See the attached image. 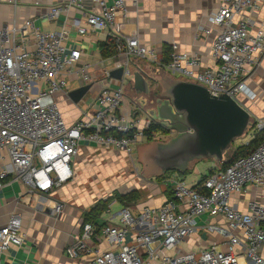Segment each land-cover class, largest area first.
Instances as JSON below:
<instances>
[{
  "label": "built area",
  "instance_id": "obj_1",
  "mask_svg": "<svg viewBox=\"0 0 264 264\" xmlns=\"http://www.w3.org/2000/svg\"><path fill=\"white\" fill-rule=\"evenodd\" d=\"M85 1L70 3L84 7ZM88 1L98 10L86 15L87 25L107 30L118 55L125 57L117 67L126 69L116 86L106 83L110 76L104 70L103 87L80 108L72 124L64 118L57 94L64 92L70 98L67 78L72 73L80 77L81 85L92 84L93 78L88 65H78L81 51H67L68 31L43 30L33 19L0 28V188L9 181H21L25 195L39 203L73 179V165L83 143L131 154L147 140L146 131L157 120L155 116L147 113L142 118L135 110L123 111L124 83L132 77L130 58L146 59L206 87L212 95L226 94L241 105V95L251 101L259 97L246 77L264 54V21L253 14L264 9V0H221L208 23L199 25L197 40L214 35L210 45L213 63L208 67L202 66L199 55L177 49L165 62L137 34H125L124 24L116 22L117 12L126 10L125 0ZM60 10L53 8L50 15L57 17ZM78 32L84 35L87 29L81 26ZM262 128L264 119H255L246 132H250L249 140ZM159 135L153 133L152 139ZM250 189L257 193L246 208L236 207L234 197ZM64 207L63 201H56L51 214L61 216ZM118 216L119 225L99 226L98 231L110 241L109 249L101 250L93 242L97 225L89 221L66 248L67 255L88 264H264V140L226 167H214L198 187L174 182L173 199L160 206L145 205L138 214L123 207ZM204 216L207 231L221 235L224 242L198 252L181 250L180 243L196 231L198 219ZM25 236L21 216L13 214L0 228V264H13L2 262L1 257L9 244L22 246Z\"/></svg>",
  "mask_w": 264,
  "mask_h": 264
},
{
  "label": "crops",
  "instance_id": "obj_2",
  "mask_svg": "<svg viewBox=\"0 0 264 264\" xmlns=\"http://www.w3.org/2000/svg\"><path fill=\"white\" fill-rule=\"evenodd\" d=\"M174 1L125 0L126 10L117 12L116 22L124 24L123 32L125 34H137L144 43L155 49L162 59L169 57L172 51L177 49L199 55L203 60L202 66L208 67L213 63L210 45L214 35L204 40H197L195 32L199 25L208 23L209 15L218 8L221 0H186L189 7H200V9H197L196 13L189 15L185 20L173 18L176 8ZM70 2L71 0H16L14 3L12 0H0V28L12 27L14 24H21L27 19H33L35 24L43 30L60 31L66 29L68 31L67 51L73 49L81 51L78 65H88L93 78L92 87L79 103H75L66 97L64 92L57 94L59 106H63L61 111L64 118L72 124L79 118L80 108L86 107L103 87L102 79L106 78L104 70L110 72L115 69L118 62L120 60L122 62L125 57L118 55L116 48H114L115 45L111 46L107 30L94 29L87 25L86 15L98 10V6L88 0L84 2V7ZM53 8L61 9L57 17L50 15ZM253 14L256 20L264 21V9ZM81 26H85L87 29V33L84 35L78 32V28ZM173 43L176 44V48H174ZM130 59L129 71L132 75L136 72L143 75L148 84V92H137L132 76L127 85L132 84L135 91L143 98L136 96L134 98L126 93L123 111L130 113L135 110L137 115L142 118L150 111L157 120H160L159 108L163 107V114L168 112V106H164V102L168 97V88L171 85L163 84V88H165L163 97H159L158 93L153 96L149 89V80L162 79V74L158 73L155 65L146 59ZM110 80L107 78L106 83L109 82L113 86L117 85L116 79ZM179 80L182 79L177 78V81ZM67 82V91H71L82 84L76 73H72L67 78ZM246 82L258 93L259 97L257 100L251 101L245 95H241L242 104L252 114L253 120L264 119V54L259 56L258 64L251 68L246 77ZM73 107L74 109H72ZM166 137L168 139L165 143L176 135L171 133ZM95 150L98 148L94 145L88 143L81 145V151L73 165L74 173H76L75 164H89L98 157H102L99 154L93 156L96 153ZM113 152L123 157L128 156L122 151L113 150ZM100 154L102 155V152ZM130 156L133 157V153ZM200 160L202 159L193 160L188 165L187 170L189 172L186 174L191 172L196 174L195 180L189 185L190 187L199 184L215 167L206 171V168L197 166ZM151 165L149 170L152 172L159 168L156 163ZM184 172L176 169L164 172L156 171V174L153 175L154 181L147 180L142 184L141 189L134 188L127 192H117L119 197L131 192L137 193L132 198L123 200L114 198L113 194L102 196L100 192L95 193L92 189L81 187L80 181L76 179V182L72 180L48 195L50 198L48 201L39 203L33 196H30L29 199L25 195L26 186L21 181H9L0 188V228L8 223L13 214H19L22 218V229L26 236L23 245L20 247L9 244L8 249L1 257V261L13 264H88L86 260L70 258L66 253V248L74 242L85 222L94 221L97 224L93 242L101 250L109 249L111 247L110 241L98 231L99 226L103 224L119 225L118 213L123 207H129L134 214H138L145 205L160 206L173 199V183L184 181L183 175H186ZM157 176L158 180L156 179ZM201 176L202 179H200ZM248 194L249 191L236 195L233 204L235 203L236 207L240 209H245L247 201L253 198L247 200L246 195ZM60 200L65 203L64 212L61 216L55 217L51 214V208L56 201ZM100 201L105 203L101 205L100 209L94 210ZM207 219L206 216L198 219L196 231L180 243L179 248L181 250L198 252L212 244L224 242L225 239L221 235L207 231L205 223ZM210 220L217 219L210 218ZM127 238H131L130 233H128Z\"/></svg>",
  "mask_w": 264,
  "mask_h": 264
},
{
  "label": "water",
  "instance_id": "obj_3",
  "mask_svg": "<svg viewBox=\"0 0 264 264\" xmlns=\"http://www.w3.org/2000/svg\"><path fill=\"white\" fill-rule=\"evenodd\" d=\"M125 69L124 65L116 67L109 72L110 78L122 81ZM130 74L136 91L147 93L148 84L143 75ZM91 87L92 84L80 85L69 91V96L79 103ZM164 103L168 112L163 114L160 107V120L178 133L159 145L157 165L162 172L172 169L184 172L191 161L198 159L223 161L231 145L254 125L252 114L232 97L212 95L206 87L183 79L171 84Z\"/></svg>",
  "mask_w": 264,
  "mask_h": 264
},
{
  "label": "rangeland",
  "instance_id": "obj_4",
  "mask_svg": "<svg viewBox=\"0 0 264 264\" xmlns=\"http://www.w3.org/2000/svg\"><path fill=\"white\" fill-rule=\"evenodd\" d=\"M173 18L178 20H185L189 15H193L200 9V7H189L187 5L186 0H175ZM168 15V13H167ZM158 73L162 74V79H150L149 80V89L153 96L158 93L159 97L164 96L163 84L170 86L172 82H176L177 78L182 79L180 77L172 76L166 69L156 67ZM172 81V82H171ZM128 84V80L124 83L125 94L131 97L143 98L142 95H139L132 84ZM60 109L63 106H59ZM77 107V106H75ZM68 108V107H67ZM74 109V107L72 108ZM167 127V132L177 135L176 130H172V126L170 124H165ZM168 134V136L170 135ZM250 132L245 136L238 138L231 147L225 152L223 161H217L215 159H202L197 164V166H201L206 168V171H209L211 167H221L222 164H228L234 158L239 155L248 153L252 148L247 149L246 143L249 141ZM167 136V135H166ZM163 134H160L156 139L147 140L142 142L134 147L133 157L128 154L126 157H123L120 154L118 155L113 150L100 149L95 150V155L102 157L93 160L89 164H75L76 173H74V177L72 180L78 179L80 181V186L86 189H92L95 193H101L102 196L113 194L114 198L119 199V195L117 192H127L128 190H132L134 188L141 189L143 183L147 182V180H153V175L157 172L161 171V168H156L155 171L149 170L152 166V163L157 164V154L159 145L165 143L167 141V137ZM102 152V155L100 154ZM152 154V156H151ZM135 155V156H134ZM152 157V159H151ZM97 173V174H96ZM80 177V178H79ZM196 174L191 172L189 174L183 175V180L185 184L190 187L193 180H195ZM203 177L201 176L200 179ZM158 180V176L156 177ZM71 180V181H72ZM69 181V182H71ZM154 181V180H153ZM255 190L249 191V194L246 195V199L249 200L251 197L256 195Z\"/></svg>",
  "mask_w": 264,
  "mask_h": 264
},
{
  "label": "trees",
  "instance_id": "obj_5",
  "mask_svg": "<svg viewBox=\"0 0 264 264\" xmlns=\"http://www.w3.org/2000/svg\"><path fill=\"white\" fill-rule=\"evenodd\" d=\"M110 41V44L111 46H114V42L109 40ZM115 48V46H114ZM170 60V55L169 57L165 58L164 61L165 62H168ZM153 133H160V134H163V135H168L170 133L167 132V127L165 124L161 123L160 121H153L151 123V126L149 129H147L146 131V135H147V140H151L152 139V135ZM119 136L123 135V134H118ZM264 140V128H262L261 130H259L255 136L250 139L248 141V143H246V148L249 149V148H252V150H250L248 153H245V154H242V155H239L237 156L236 158L240 157V156H243V155H246V154H249L250 152H252L262 141ZM236 158H234L232 161H230L228 164H222L223 167H226L227 165H229L230 163H232ZM189 170H185L184 174L188 173ZM202 182V181H201ZM200 182V183H201ZM199 183V184H200ZM199 184H197L195 187H197ZM135 192H131L129 193L128 195H125V196H120L119 198H121L122 200L123 199H130L132 198V196H135ZM105 202L104 201H100L98 202L97 206L95 207L94 210H98L101 208V205L104 204ZM95 225H97L94 221H92Z\"/></svg>",
  "mask_w": 264,
  "mask_h": 264
}]
</instances>
